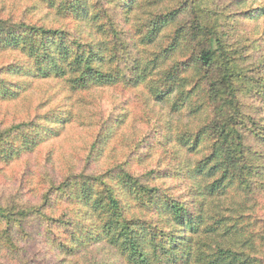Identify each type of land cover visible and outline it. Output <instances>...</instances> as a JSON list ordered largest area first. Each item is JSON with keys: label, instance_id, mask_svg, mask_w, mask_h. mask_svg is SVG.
<instances>
[{"label": "trees", "instance_id": "1", "mask_svg": "<svg viewBox=\"0 0 264 264\" xmlns=\"http://www.w3.org/2000/svg\"><path fill=\"white\" fill-rule=\"evenodd\" d=\"M27 1L0 8V186L19 175L0 193V264H264V4ZM107 90L123 96L109 114ZM77 104L92 141L55 179L35 153ZM132 131L122 161L88 172Z\"/></svg>", "mask_w": 264, "mask_h": 264}, {"label": "rangeland", "instance_id": "2", "mask_svg": "<svg viewBox=\"0 0 264 264\" xmlns=\"http://www.w3.org/2000/svg\"><path fill=\"white\" fill-rule=\"evenodd\" d=\"M245 7H252V8H256L259 5L264 4V0H245ZM28 1L27 0H0V8L4 9V12H12L13 14H18L20 11H23L24 6L26 5ZM43 11H41L38 16H40V14H42ZM37 16V17H38ZM52 19V17H51ZM52 21V20H51ZM69 24V27L72 29L73 27V23H71L70 21H67ZM66 21L63 22L67 23ZM262 26V22L259 24L258 27ZM83 29H84V25H83ZM104 94H106L107 96V100L104 103V111L107 112L108 114L110 113V110L113 108L114 104L118 103V102H122L123 96H119L116 95L115 92H112V90H107ZM126 94H130V93H126ZM9 105H7L8 107ZM10 109L8 110H12L11 107H9ZM124 108V107H123ZM75 115L79 114V118L75 117L74 120L72 121L70 127L66 128L63 132V134L56 140L50 142L48 145L44 146V147H39L36 150V157H44L45 155L50 152V155L53 156V159L51 160V165L52 168L55 169V171H51L50 173L54 175V178H58V176H63L68 172V168L70 167V164L73 162V166H76V169H80L82 166L83 161H80L78 159L82 158L88 150V144L92 141V134L91 131L93 129V126L91 123L87 124L83 123V121L85 122V119L87 117L86 112L83 113V111H85V109L80 106V105H75ZM123 114L126 113V109H123ZM140 116L142 113H140ZM78 119V120H77ZM144 118H140V120H143ZM127 122V121H126ZM83 123V125H81ZM146 125L139 123L137 124L134 128L137 129L138 132L136 133H140L143 130H145ZM134 130V129H133ZM119 133V131H117V134ZM117 134L115 135V138H112L109 142L111 150L108 151L107 153H105L100 160H96L95 162L90 164V167L88 168V172H96L99 170H103L105 168H107L108 166H111L113 164V162H120L123 160V155L124 153L131 147L132 143H131V138L134 139L133 136V131L129 134V141L125 140L124 144L118 146V138H117ZM127 146V148H125ZM112 148H114L115 150H112ZM84 159V158H83ZM154 160H157V155L156 157L153 158ZM75 160V161H74ZM148 162L147 161H143L142 163H133L132 165V171L134 172H141L143 171L144 167L146 166ZM34 166H37V164H34ZM40 171V170H39ZM37 171V172H39ZM76 172V171H75ZM18 170L14 169L13 167H11L10 169H8L7 174L2 178L5 182L11 184V189H3L0 186V193L5 194V195H11L12 193V189L15 187V183L18 180ZM6 179V180H5ZM38 179V180H37ZM37 179H34L32 181V183H30V189L32 195L34 196V198L30 199V200H37V198L39 197V191L37 190L38 187V183L40 184L41 181V177ZM170 184V183H168ZM29 188V186H28ZM37 196V197H36ZM111 251H107L104 248L101 249V251L99 252V257H102L101 259H106L108 256H106V254L110 253ZM93 257V256H92ZM59 259H61L60 257H58ZM91 257L88 254H85V252H83V254H79L77 256L76 259L77 262L76 264H86L85 260H89ZM56 261V260H55ZM63 264H71L67 261H64Z\"/></svg>", "mask_w": 264, "mask_h": 264}]
</instances>
